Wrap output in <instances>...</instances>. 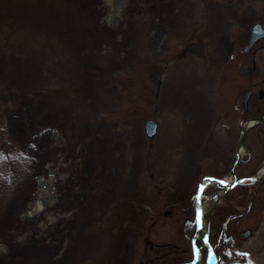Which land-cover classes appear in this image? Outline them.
Masks as SVG:
<instances>
[{"label": "rangeland", "instance_id": "374dc122", "mask_svg": "<svg viewBox=\"0 0 264 264\" xmlns=\"http://www.w3.org/2000/svg\"><path fill=\"white\" fill-rule=\"evenodd\" d=\"M240 1L0 0V264L193 258L198 182L230 168H208L204 141L217 137L221 153L239 139L220 112L239 80ZM212 103L220 115H205ZM149 119L159 122L151 139ZM259 132L246 138L251 160ZM250 197L231 191L206 216L217 264H264L263 184L255 210L231 220Z\"/></svg>", "mask_w": 264, "mask_h": 264}, {"label": "flooded vegetation", "instance_id": "af4514ba", "mask_svg": "<svg viewBox=\"0 0 264 264\" xmlns=\"http://www.w3.org/2000/svg\"><path fill=\"white\" fill-rule=\"evenodd\" d=\"M246 3L247 6H245ZM235 25L236 39L232 42L230 50L234 53L233 57H235V67L239 73V80L234 82L231 97L224 100V106L220 113L223 121L225 120V117L232 120V125L227 126L229 136H233L234 129L237 128L240 139L241 121L262 117L264 115V0H241L237 11ZM213 105L214 103L211 104V107L208 106L205 108V115H209L210 112H215V110L216 113L220 115V105H218L217 108H214ZM213 121L214 120H212V122ZM191 123L192 121H188L186 123V127L193 130V123L192 126ZM261 126H264V123L257 125V127ZM208 129L211 130V128ZM212 131L213 134H218L217 128ZM259 133L261 134L260 137L264 136L263 132ZM239 139L237 140L234 152L232 151V147L234 146L231 143L232 140H229V145L223 148L221 153L217 151L219 150L218 148L221 144V140L217 137H214V141L208 140L206 141L207 143L204 141L205 146H203V160H205V164L209 166L208 168L220 169L222 165H227V163H229L231 167L236 158V150L239 144ZM233 144H236V142H233ZM261 149V156H255L254 159L251 160V149L247 146V154L237 166L236 174L238 168L244 164L254 163L259 167L251 174L241 176H238L237 174L239 178L254 175L260 170L263 166L264 145ZM211 173L212 172H209L208 175L221 177L219 173L217 174V172L216 174ZM259 184L264 185V178L258 183V185ZM216 189L217 188L215 187V190ZM245 189H247V191L251 190V185L248 183L239 185L235 187V192H243ZM237 203H240V207L243 208L241 205L242 201H238ZM252 210H255V208H252ZM252 210L250 212H252ZM233 211L234 215H237L238 217H242L244 215V212H236V210ZM173 248L176 249L174 251L175 253H181V251H178L180 250V245H174ZM161 257L162 256H159V258Z\"/></svg>", "mask_w": 264, "mask_h": 264}, {"label": "water", "instance_id": "95a60500", "mask_svg": "<svg viewBox=\"0 0 264 264\" xmlns=\"http://www.w3.org/2000/svg\"><path fill=\"white\" fill-rule=\"evenodd\" d=\"M255 122H264V116L260 117V118L252 119V120H245L241 124L242 125V132H241L239 147H238L237 152H236V160L230 169V174L232 176L231 180L209 176L212 178L211 180H208V179H206L207 177H205L198 184V189H197V192L195 194V200L193 201V205H194V209H195L196 229H195V233L193 236L192 243H193V250H194L195 259L193 261L185 263V264H197L198 262H200V264H203L201 262V249L197 246V243H196L197 239H200L203 246H205L206 249H208L210 251L211 257L214 259V264L216 263L215 253H214L213 247L209 241V231L206 227V222H205V214L206 213L204 210V205L202 203L203 191L205 190V188L208 185H211L213 183H217V186L220 189H222L224 191H228V190L232 189L234 186H236L237 184H242V183H245L246 181H250L252 184V188L254 189V193H255L256 183L264 177V159L262 162L263 168H262V170L259 171V173L257 175L252 176V177H248V178L238 179L236 174H235V169H236L237 165L240 163L243 156L245 155V152H244V150L246 149L245 137L247 134V130H248L249 126H251ZM157 131H158L157 121L153 120V119L148 120L146 122V134H147V136L149 138H153L157 134ZM221 182H223V183H221ZM201 185H203L202 191H201ZM220 194H221V191L219 192V195ZM197 196H199V200L196 199ZM251 204H252V201H251ZM251 204L249 205L247 212L250 210ZM198 212L200 214V223L199 224L197 223V220H196ZM250 234H251V232L248 230L246 232L241 233L240 238L241 239H247L250 236ZM204 237L208 238V243H205ZM197 249H199V253L197 252Z\"/></svg>", "mask_w": 264, "mask_h": 264}, {"label": "snow or ice", "instance_id": "6c2138e0", "mask_svg": "<svg viewBox=\"0 0 264 264\" xmlns=\"http://www.w3.org/2000/svg\"><path fill=\"white\" fill-rule=\"evenodd\" d=\"M206 179L211 180L212 178L211 177H207ZM221 183H223V182H221ZM202 189H203V185H201V191H202ZM196 199L199 200V196H197ZM196 220H197V223L199 224L200 223V214H199V212L197 214ZM204 241H205V243H208V238L204 237ZM197 252L199 253V249H197ZM244 255H246V254H244ZM249 264H251V262H249Z\"/></svg>", "mask_w": 264, "mask_h": 264}, {"label": "bare ground", "instance_id": "6f19581e", "mask_svg": "<svg viewBox=\"0 0 264 264\" xmlns=\"http://www.w3.org/2000/svg\"><path fill=\"white\" fill-rule=\"evenodd\" d=\"M205 213L210 214L213 211V203L212 204H204Z\"/></svg>", "mask_w": 264, "mask_h": 264}, {"label": "trees", "instance_id": "16d2710c", "mask_svg": "<svg viewBox=\"0 0 264 264\" xmlns=\"http://www.w3.org/2000/svg\"><path fill=\"white\" fill-rule=\"evenodd\" d=\"M235 219V217H233L231 220L233 221ZM214 243V241H212Z\"/></svg>", "mask_w": 264, "mask_h": 264}]
</instances>
